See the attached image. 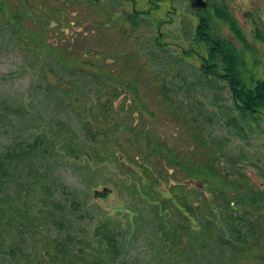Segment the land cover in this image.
<instances>
[{"label": "rangeland", "instance_id": "1", "mask_svg": "<svg viewBox=\"0 0 264 264\" xmlns=\"http://www.w3.org/2000/svg\"><path fill=\"white\" fill-rule=\"evenodd\" d=\"M206 2L198 10L190 7L188 0H0V103L22 108L23 115L15 120L18 132L25 134V126L42 125L54 118L65 119L73 127L84 122V108L78 102L68 104V94L71 91L72 97L77 93L75 87L88 85L81 76L84 51L90 46L102 51L98 59L89 58L94 65L100 64L99 74L103 71L107 112L104 141L97 143L96 156L66 160L59 169L65 185L86 191L82 197L91 206L89 214L84 215L89 230L104 217L123 232L114 254L106 252L104 244L94 242L85 253V264H264V192L259 193L264 190V108L241 112L235 106L232 90L220 75L221 63L216 61L209 70L215 74L203 71L201 65L205 58L208 61L207 48L204 41H196L193 36L199 14L206 17L212 34H226L227 24L213 9L214 5H224L246 40L241 77L251 83L264 75V0ZM145 9L152 18H126L131 11ZM15 12L20 13L16 16L19 26L33 36L31 48L20 44L22 36L19 38L7 26ZM98 24L100 30L95 28ZM257 30L263 36L260 32L257 37ZM56 58L67 68L80 65L73 84H60L67 86V94L53 87H46L47 91L41 87L33 89L35 73L46 60L57 62ZM90 68L96 70L94 66ZM59 70L58 66L53 67L67 81L68 70ZM45 72L53 78L50 71ZM160 88L165 90V98L159 96ZM134 93L137 103L149 108L145 112L137 107L146 120L148 139L156 143L163 138L167 144L166 153L149 169L158 181L151 185L136 162L139 137L130 135L126 140L119 120L114 126L108 118L118 100H130ZM86 97V93L81 96L83 100ZM6 121L10 122V114L5 113L1 120ZM9 135L10 132L0 133V145ZM184 147L190 148L189 155L182 154ZM192 154L195 162L188 165ZM221 159L227 166L230 160L235 163L219 172L222 177H218L209 165L221 166ZM187 170L194 174L189 176L191 172ZM201 179L206 181L202 183ZM197 186L207 199H216L218 205L222 194L232 200L235 193H244L248 198H263L261 208L240 220L235 218L236 211L220 209L217 203L206 201L209 211L188 212L181 208L175 214L183 225L175 233H170L176 228L168 230L160 213H155L153 221L166 229L164 232L148 224L149 215L141 201L149 197H180V188L187 192ZM12 195V208L24 211L26 198ZM35 204L30 209L33 215ZM14 221L17 224V219ZM249 221L254 223L252 234H245L248 228L244 222ZM39 230L32 236L25 233L26 242L20 243L25 252L17 253L20 263L63 264L52 257L54 249L51 253L44 251L42 237L52 236L53 227L47 225ZM17 256L7 257L5 263L17 264Z\"/></svg>", "mask_w": 264, "mask_h": 264}, {"label": "trees", "instance_id": "2", "mask_svg": "<svg viewBox=\"0 0 264 264\" xmlns=\"http://www.w3.org/2000/svg\"><path fill=\"white\" fill-rule=\"evenodd\" d=\"M213 9L216 16L227 24L232 32V37L223 38L212 34L209 31L206 17L202 14L198 15L193 36L196 41L204 40L207 48L208 61L205 60L201 65L205 68L203 71L215 74L209 70L213 68L216 61H219L222 65L220 75L227 80L232 90L231 96L235 106L241 112H257L260 108H264V75L255 78L249 84L242 79L241 73L245 68L243 50L247 48L244 35L224 5H214ZM18 14L20 13H13V18L9 20L11 22L7 26L19 38L22 36L20 44L26 48H31L33 36L19 26V21L16 19ZM137 15L142 18L148 16L152 18L150 14L148 15L147 9L131 11L126 15V18L137 19ZM102 23L100 22V24ZM100 24L95 27L97 30L102 28ZM256 36L259 37L260 33L257 32ZM83 54L86 57L81 59V76L84 77L82 79H85L86 83L88 82V85L85 88L83 85L82 87H75L77 93L74 92L72 97L71 91L68 94V104L78 102L81 108H84L87 116L84 122L81 121L77 127H73L65 119L54 118L42 123V125L29 124L24 127L26 133L22 134L18 132L19 125L15 122L18 115H23L22 108L15 105L8 107L7 103H0L4 110H0V133L10 132L5 144L0 145V264H7L5 263L6 258L11 255L15 257L17 253L24 254L25 251L20 243L26 242L24 236L26 232L31 233L32 236L35 230H39L41 227L46 229L47 225L52 226L54 232L52 236L43 235L44 251L51 253L54 249L52 257L63 264H85V253L88 254L87 250L93 247L94 242L104 244L105 251L110 254H114L120 244L123 231L107 218L100 217L92 230L87 228L84 215L89 214L91 206L87 204L86 197H82L86 191L82 193L67 184L65 185L61 169H59L67 163L66 160L80 161L96 156L97 143L104 141V116L107 112H104V77L101 76L103 71L99 74L100 64L94 65L93 59L89 58L98 59L102 51L90 46ZM65 59L67 62V57ZM56 61L46 60L45 65L35 73L33 89L41 87L42 90L47 91L46 87H53L67 94V86L60 84H73V78L79 75L78 67L80 65L75 68L73 66L67 68L63 61L58 58ZM54 66H58V71L63 67L67 69L69 79L67 81L62 79L59 72L53 71ZM93 66L96 70H91L90 67ZM44 69L50 71L53 78H49ZM85 93L87 97L83 100L81 96H84ZM159 93L160 97L165 98L166 93L163 88L159 89ZM133 96L130 100H118V103L113 106L114 109L109 112L110 115L108 114V116L110 117L108 118L114 126V122L119 120V126L122 132L126 134V140L129 139L130 135L139 137L140 142L136 145L139 161L136 162L144 169L148 178V185H151V183H158V181L149 169L157 164L155 160L162 153H166L167 144L163 138H159L156 143H152L148 139L145 128L146 120L137 107H141L145 112L149 108L143 103H137L139 99L136 98L135 93ZM78 108L81 111V108ZM5 113L10 114V122H1L5 118ZM74 129L79 133L76 134ZM107 130L115 131L113 128H107ZM79 134L81 135L79 136ZM189 151L190 148L184 147L182 154L187 152L189 155ZM193 154L188 160V165L195 162ZM221 160L223 162L221 166L216 165L214 167V163H211L212 166L209 165L210 169L217 172L218 177H222L219 172L226 171L229 166L235 163L234 160H230L231 162L227 166V163L223 159ZM203 166L208 168L204 163ZM187 172H191L188 174L189 176L194 174L193 170H187ZM205 181V179H201L202 183ZM180 189L183 193V196L180 195V197H169L168 199L149 197V200L141 201L144 204L142 208L149 215L148 224L164 232L166 229L153 221L155 213H160L165 217L164 221L167 222L168 230L176 228L169 232L175 233L176 230L183 229L182 223L175 218V214L181 208L188 210V212L209 211L210 207L207 202H212L213 205L217 203L213 197L207 199L201 193L200 186L190 187L187 192H185L184 187ZM97 192L98 194L102 193L101 191ZM262 192L264 190L259 191V193ZM13 193L26 198L23 203V206L26 207L24 211L12 208L11 197H13ZM235 194L236 198L232 200L222 194L223 197H220V203L217 205L220 209L236 211V219L245 220L244 216L247 213L258 212L261 208L259 203L263 198H248L244 196V193ZM194 199L197 202L192 203L191 200L194 202ZM33 201L36 203L35 216L30 213L31 207H34ZM16 219L17 224L14 221ZM244 224L248 228L245 234H252L251 229L254 227V223L249 221L244 222ZM13 226H16L17 229H14ZM14 260L17 264H21L18 256ZM89 262L91 261H88L87 264H90Z\"/></svg>", "mask_w": 264, "mask_h": 264}, {"label": "water", "instance_id": "3", "mask_svg": "<svg viewBox=\"0 0 264 264\" xmlns=\"http://www.w3.org/2000/svg\"><path fill=\"white\" fill-rule=\"evenodd\" d=\"M190 7L195 9H202L206 5V0H188Z\"/></svg>", "mask_w": 264, "mask_h": 264}, {"label": "flooded vegetation", "instance_id": "4", "mask_svg": "<svg viewBox=\"0 0 264 264\" xmlns=\"http://www.w3.org/2000/svg\"><path fill=\"white\" fill-rule=\"evenodd\" d=\"M228 29H229V27H228ZM257 32H259V33L261 32L262 36H263V32L261 30H259V31L257 30ZM215 35H217V34H215ZM218 36L223 37V38H231L232 37V32L229 30V31L226 32V34H224V35L223 34H218ZM260 36H261V34H260ZM202 41H204V40H202ZM207 58H208V55H207ZM205 60H206V58H205Z\"/></svg>", "mask_w": 264, "mask_h": 264}]
</instances>
